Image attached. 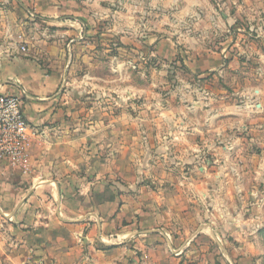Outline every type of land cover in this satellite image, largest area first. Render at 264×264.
Listing matches in <instances>:
<instances>
[{
  "label": "crops",
  "instance_id": "obj_1",
  "mask_svg": "<svg viewBox=\"0 0 264 264\" xmlns=\"http://www.w3.org/2000/svg\"><path fill=\"white\" fill-rule=\"evenodd\" d=\"M196 3L0 0V96L21 97L36 132L27 173L0 167V264H264L252 234L261 218L247 225L251 215L199 206L196 197L186 211L171 189L155 194L143 184V126L104 99L141 90L120 67L99 78L83 66L94 58L85 53L110 55L120 43L124 53L152 58V71L190 54L198 72L210 50L196 57V46H183L191 29L176 24L180 16L166 21L164 9ZM101 38L110 39L105 49ZM128 64H120L125 75Z\"/></svg>",
  "mask_w": 264,
  "mask_h": 264
},
{
  "label": "rangeland",
  "instance_id": "obj_2",
  "mask_svg": "<svg viewBox=\"0 0 264 264\" xmlns=\"http://www.w3.org/2000/svg\"><path fill=\"white\" fill-rule=\"evenodd\" d=\"M164 9L171 13L166 21L177 22L180 16L183 21L176 24L191 29L187 39L181 37L183 46H196V57L210 50L209 63H200L203 70L195 72L191 55L184 54L164 59L163 68L152 71V58L124 53L120 43L112 46L113 63L110 52L98 50L85 53L94 58L83 66L96 68L99 78L120 67L118 74L141 90L131 98L116 93L104 99L131 112L133 124L143 126V184L155 194L174 191L186 211L196 197L199 206L206 200L213 208L229 206L244 213L241 217L251 215L247 225L261 218L263 225L252 234L264 250V0H198ZM108 40L99 39L98 47L105 49ZM122 61L129 62V75ZM205 190L209 198L200 194ZM260 203L263 208L256 211ZM231 246L229 253H236V243Z\"/></svg>",
  "mask_w": 264,
  "mask_h": 264
},
{
  "label": "built area",
  "instance_id": "obj_3",
  "mask_svg": "<svg viewBox=\"0 0 264 264\" xmlns=\"http://www.w3.org/2000/svg\"><path fill=\"white\" fill-rule=\"evenodd\" d=\"M23 102L21 97L0 96V167L27 173V149L36 132L24 117Z\"/></svg>",
  "mask_w": 264,
  "mask_h": 264
}]
</instances>
